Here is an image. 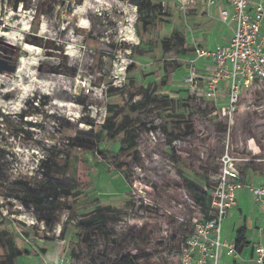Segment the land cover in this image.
Returning a JSON list of instances; mask_svg holds the SVG:
<instances>
[{
	"label": "rangeland",
	"instance_id": "1",
	"mask_svg": "<svg viewBox=\"0 0 264 264\" xmlns=\"http://www.w3.org/2000/svg\"><path fill=\"white\" fill-rule=\"evenodd\" d=\"M15 1L0 0V57L16 65L14 72L0 73V230L26 252L16 263L44 264L39 252L45 248L48 259L66 255L71 264H116L124 257L135 264H178L194 220L204 217L184 179L212 190L228 153L239 160L243 184H264V90L242 97L230 126L222 115L225 94L202 101L200 83L197 95L188 90L184 55L165 50L162 40L175 32L187 40L204 37L211 29L176 0H152L164 1L169 18H155L147 29L131 0H19L14 12ZM187 45L191 55L193 44ZM130 80L138 83L134 99L106 96L108 86L121 88ZM147 87L152 98L165 100L140 107ZM108 104L123 107L119 124L131 120L139 128L135 145L126 149L123 134H104L93 151L72 147L69 139L79 131L99 134ZM22 115L40 127L23 126ZM175 115L187 118L194 133L177 139L172 150L163 127L173 132ZM52 179L77 183L84 194L60 199L53 212L23 198V184L39 193ZM97 200L114 211L108 239L77 225ZM6 254L0 245V264H9Z\"/></svg>",
	"mask_w": 264,
	"mask_h": 264
},
{
	"label": "built area",
	"instance_id": "2",
	"mask_svg": "<svg viewBox=\"0 0 264 264\" xmlns=\"http://www.w3.org/2000/svg\"><path fill=\"white\" fill-rule=\"evenodd\" d=\"M176 3L183 12L198 5L207 9L220 8L222 4L229 7H221L219 14L223 23L233 26L230 41L213 48L195 45L192 55L186 59L189 71L183 81L188 90L195 93L200 83L197 62L212 64L200 99L215 101L225 94L222 115L230 126L242 97L264 90V4L259 0H176ZM237 161L228 153L222 157L208 215L194 220L192 234L180 249L178 264H220L224 250L238 258L235 242L222 240V224L237 206V195L243 190L248 191L264 211V184H243L235 165ZM261 237L253 249L255 264H264V230ZM55 264H71V258L62 255Z\"/></svg>",
	"mask_w": 264,
	"mask_h": 264
},
{
	"label": "trees",
	"instance_id": "3",
	"mask_svg": "<svg viewBox=\"0 0 264 264\" xmlns=\"http://www.w3.org/2000/svg\"><path fill=\"white\" fill-rule=\"evenodd\" d=\"M2 1L4 0H1V2ZM82 1L83 0H78V4H81ZM131 1L136 7L138 20L141 23L143 29H147L149 26H151L155 18L162 20L167 16V14L163 12L164 6L161 2L153 3L152 0ZM40 7L42 8V6ZM46 13L47 12H43V14H40L38 17H41ZM162 47L167 51L174 50L176 54L184 56H186L190 52L187 45V39L181 33H176L173 37L162 40ZM135 49L137 50V48ZM193 50H191V52H193ZM137 86L138 83L135 80H130L127 85L121 88L108 86V88L106 89V96L115 97L117 95L123 96L128 94L131 99H134V97L137 96V94H135L134 92ZM164 100L165 98H152L150 88L147 87L141 89V100L138 102V104L140 107L146 108L149 104L154 106ZM44 105H46V102H44ZM38 106L39 104L36 103L34 111H39ZM180 107L183 110H187L189 108L188 104L186 103L180 104ZM106 111L108 113V116L105 118L99 134L96 135L92 132L79 131L75 137L69 139L72 147L83 149L86 151H93L94 145L102 140L101 137H103L104 134H123L125 138L122 143L124 146L128 145L126 149H129L135 145L138 139L139 128L134 126L131 120L125 121L121 124H119L118 122L120 116L123 113V107L118 104H108L106 107ZM175 117L176 120L173 124V132H170L167 128L163 127V131L166 133L165 135L166 137H168L169 143L173 145L171 146L172 150L175 148L174 144L176 143L177 139L183 136L188 137L194 133L193 124L189 122L187 118L182 115H175ZM20 119L23 126L29 129L40 127L37 123L24 122L25 115H22ZM85 123L92 128L95 126L93 121H85ZM152 129L156 128L153 127ZM20 133L28 137L31 135L29 130H24V128L20 129ZM51 153L54 154V151H52ZM125 166L126 164L124 163L119 164V171H121ZM53 168L58 169L59 165L54 163ZM184 183L186 188L189 190L193 201L204 212V216H207L213 189L210 191H206L203 188L198 187L193 181L188 179H184ZM22 193L23 198L32 200L37 208H40L41 210L47 212H53L54 210H56L57 204L62 198H72L73 200H75L84 194V192L80 190V186L77 183L68 180L56 179L49 180L46 184H44L43 189L39 193L29 188L27 184H23ZM96 203L98 205L93 212L88 214V218H85L84 221L77 223V225L79 228L84 229L86 232L94 231L97 235L108 239L112 235V230L107 227L109 219L108 215L113 214L114 211L110 207H102L99 200H97ZM71 222L72 218L68 219L67 225H69V223ZM46 224L49 229H52L49 221H47ZM67 225L62 228L60 232L61 237H64L66 235L68 230ZM25 235V237L30 238V234L25 233ZM0 245H6L7 254L5 256V259L9 264H17L16 260L23 257L26 253L22 252V250L18 248L16 243L11 240V237L8 236V233L5 230H0ZM247 245H249V242L247 241L246 227H242L237 231V237L235 241L236 251L241 252ZM42 252L46 253V249L41 248L40 253ZM116 264L135 263L132 262L129 257H124L119 259Z\"/></svg>",
	"mask_w": 264,
	"mask_h": 264
},
{
	"label": "crops",
	"instance_id": "4",
	"mask_svg": "<svg viewBox=\"0 0 264 264\" xmlns=\"http://www.w3.org/2000/svg\"><path fill=\"white\" fill-rule=\"evenodd\" d=\"M259 1L263 2L264 4V0ZM160 2L164 6L163 12L167 14L165 18H169L164 1ZM221 7L223 9H229V7L225 4H222ZM220 8L216 7L213 9H207L202 5H198L193 8L194 14L199 16V18L197 17V20L207 24L211 29L204 37L202 35H195L194 38L187 40L193 44V47L197 45L206 48H213L217 45L227 44L230 41L233 26L231 24L223 23L219 14ZM176 33L179 32H175L174 35ZM191 55H186L183 58L186 61L187 57ZM196 65L199 70V82L204 89L205 81L208 78L212 64L206 61H199ZM203 89L202 94L204 92ZM242 227H246L247 241L249 242V245H247L241 252H238V258L229 256L227 251L224 250L220 264H255L253 249L255 243L262 238L261 232L264 230V211L260 207L259 203L254 199V197L246 190L238 193L237 206L229 212L227 218L222 224V240L227 242H235L237 231ZM39 254L47 259L44 264H55L59 259L58 256H53L51 259H48L47 257L49 255V250L47 249L46 253L39 252ZM33 264H35V262Z\"/></svg>",
	"mask_w": 264,
	"mask_h": 264
},
{
	"label": "flooded vegetation",
	"instance_id": "5",
	"mask_svg": "<svg viewBox=\"0 0 264 264\" xmlns=\"http://www.w3.org/2000/svg\"><path fill=\"white\" fill-rule=\"evenodd\" d=\"M0 58V64L5 70H8V68H10L14 64V61L11 57L1 56Z\"/></svg>",
	"mask_w": 264,
	"mask_h": 264
},
{
	"label": "water",
	"instance_id": "6",
	"mask_svg": "<svg viewBox=\"0 0 264 264\" xmlns=\"http://www.w3.org/2000/svg\"><path fill=\"white\" fill-rule=\"evenodd\" d=\"M18 9H19V0H16L15 4L13 6V11L17 12ZM2 51H4V50H2ZM15 70H16V65H12L10 68H8V70H5L4 68L1 67V64H0V73L3 72V71L4 72H14Z\"/></svg>",
	"mask_w": 264,
	"mask_h": 264
}]
</instances>
